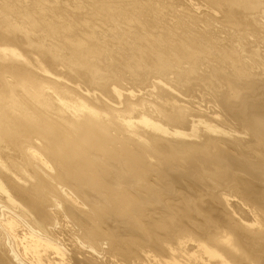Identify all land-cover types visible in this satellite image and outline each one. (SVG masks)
Listing matches in <instances>:
<instances>
[{
  "label": "bare ground",
  "instance_id": "obj_1",
  "mask_svg": "<svg viewBox=\"0 0 264 264\" xmlns=\"http://www.w3.org/2000/svg\"><path fill=\"white\" fill-rule=\"evenodd\" d=\"M0 264H264V0H0Z\"/></svg>",
  "mask_w": 264,
  "mask_h": 264
}]
</instances>
